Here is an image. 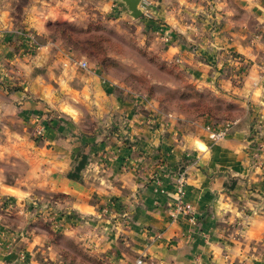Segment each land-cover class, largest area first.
<instances>
[{"label":"crops","instance_id":"crops-1","mask_svg":"<svg viewBox=\"0 0 264 264\" xmlns=\"http://www.w3.org/2000/svg\"><path fill=\"white\" fill-rule=\"evenodd\" d=\"M139 8L0 0V264H264V0ZM90 19L176 84L140 91L52 35Z\"/></svg>","mask_w":264,"mask_h":264},{"label":"rangeland","instance_id":"rangeland-1","mask_svg":"<svg viewBox=\"0 0 264 264\" xmlns=\"http://www.w3.org/2000/svg\"><path fill=\"white\" fill-rule=\"evenodd\" d=\"M125 27L126 30L122 31L118 24L114 25L104 19H90L85 27L62 25L70 39L80 41L81 49L94 61L108 68L117 79L140 91L158 96L161 89L157 91L152 81L160 87L163 78L167 79L164 75V71H167L175 75L173 79L176 84L179 75L174 65L161 64L154 53L147 50L144 41L134 39L133 29Z\"/></svg>","mask_w":264,"mask_h":264},{"label":"built area","instance_id":"built-area-1","mask_svg":"<svg viewBox=\"0 0 264 264\" xmlns=\"http://www.w3.org/2000/svg\"><path fill=\"white\" fill-rule=\"evenodd\" d=\"M76 64H78V66L82 67V68H85L87 66L85 61H78V62H76ZM41 132H42V127L38 128V130L36 131V134L39 136ZM225 132H226V126H223L222 128L210 129L209 135H210L211 139L218 140V139L224 137ZM182 182H183V178H182V174H180L179 187H178V193H179L180 196H179V200L177 201L178 203L176 205V209L179 210L180 212L184 213V212H186V210L181 206V203H180V197H181V194H182V190H181ZM107 210H108L107 206L102 208V212H106ZM136 264H143V260L141 258H138L136 260Z\"/></svg>","mask_w":264,"mask_h":264},{"label":"trees","instance_id":"trees-1","mask_svg":"<svg viewBox=\"0 0 264 264\" xmlns=\"http://www.w3.org/2000/svg\"><path fill=\"white\" fill-rule=\"evenodd\" d=\"M62 25H71V24L66 23V22L52 24L51 25L52 35L55 37L57 36V37L61 38L63 41H66L70 46V50H72V48H73V50L76 49L80 52L86 53V51H84L80 47L81 42L80 41H73L72 39H70V36L68 35V33L66 31H64V28H62Z\"/></svg>","mask_w":264,"mask_h":264},{"label":"water","instance_id":"water-1","mask_svg":"<svg viewBox=\"0 0 264 264\" xmlns=\"http://www.w3.org/2000/svg\"><path fill=\"white\" fill-rule=\"evenodd\" d=\"M125 7L127 8L128 14L133 17L137 18L142 14L141 9L139 8L140 0H120Z\"/></svg>","mask_w":264,"mask_h":264}]
</instances>
